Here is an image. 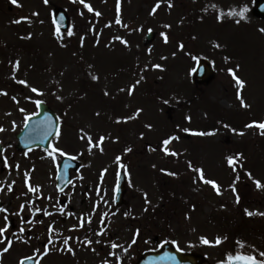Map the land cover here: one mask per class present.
Listing matches in <instances>:
<instances>
[{"label":"rangeland","instance_id":"rangeland-1","mask_svg":"<svg viewBox=\"0 0 264 264\" xmlns=\"http://www.w3.org/2000/svg\"><path fill=\"white\" fill-rule=\"evenodd\" d=\"M252 6L253 0H0V93H7L0 94V199L7 209L0 227L8 226L0 239L12 241L0 264H17L26 253L18 254V205L37 213L58 208L55 167L67 155L83 167L71 172L63 193L73 208L65 226L111 224L114 231L117 225L124 235L118 252L125 259L153 248V235L205 259L241 249L264 259V188L255 184H264V135L245 127L264 116V20L252 15ZM56 8L69 18L68 29L58 34L51 20ZM148 31L155 37L144 45ZM200 57L216 72L206 87L190 82ZM230 67L245 82L242 87ZM36 101L58 116V134L46 151L18 152L15 136L25 116L36 113ZM165 139L170 142L163 147ZM53 147L65 155H49ZM165 147L180 155H166ZM229 156L236 158L233 166ZM197 168L217 182L220 194L199 178ZM119 169L126 174V193L123 204L114 206L110 192ZM28 185L39 190L30 192ZM166 188L171 189L163 195ZM217 210L219 215H211ZM82 215L90 220L78 223ZM44 219L42 230L49 220ZM236 228L242 236L231 237ZM128 232L135 236L133 246L123 240ZM217 236L227 239L216 245Z\"/></svg>","mask_w":264,"mask_h":264},{"label":"flooded vegetation","instance_id":"flooded-vegetation-1","mask_svg":"<svg viewBox=\"0 0 264 264\" xmlns=\"http://www.w3.org/2000/svg\"><path fill=\"white\" fill-rule=\"evenodd\" d=\"M68 188H66V191ZM63 193L64 192H57L56 203L58 208H47L46 211L50 213L49 215H44V212L37 213L34 208L28 207L27 204L23 202L21 204L24 206L22 210L21 206L18 205V254H20L19 251L26 252L25 254L18 255V259L30 256L31 259H36L38 264H104L105 261H107L108 264H176L177 259H125L124 256L118 252V247H112L113 243L118 245L121 237H124L118 230L120 227L115 224H113L114 231L109 229L110 227L112 228L111 224H109V226L104 224L99 227H84L82 225L77 227H66L65 223L69 220L73 208L70 207L71 205H68L71 199L70 195L64 196ZM36 203H39L38 199L34 200L33 203L31 202L30 205ZM97 205L99 206V202L98 204L93 203V209H96ZM108 208L110 209V206ZM60 209H63V211L61 212ZM172 212L175 211L173 210ZM214 214L219 215L220 212H218V210L212 211L211 215L214 216ZM221 215L226 214L221 213ZM43 217H45L44 220L49 219L45 225L43 224L42 228L44 230H42L39 225V221L43 220ZM223 218H218V220L224 226L225 223L223 220L225 219ZM84 219H86V221L90 220L89 217L83 218L82 215L79 222L82 224ZM8 222L9 226H11L10 229H13L15 225L12 219ZM28 225H30V227L26 229ZM49 226H51V231L49 230ZM145 226V228H148V225ZM22 227L25 229L23 232L20 231ZM126 227L130 226L127 225ZM120 235L121 237H119ZM92 237L97 238L94 246H91L93 243ZM125 237H128V239L123 240L130 246H133V239H135L134 234L130 232L129 235L128 232ZM66 238L68 239L67 245L64 244ZM49 239H51V243H49ZM152 239L153 242H155V246L153 248L149 247L147 249L148 251H155L163 242L169 241L159 240L156 235H153ZM89 240L91 243H88ZM169 242L175 245L173 241L170 240ZM68 248H71L72 251L69 252ZM241 250L235 251L244 253ZM45 252L47 253L46 255ZM188 252L198 251L189 250ZM110 253H112V255H110ZM257 259L259 258L257 257ZM222 262L223 264H227V259H190V264H222Z\"/></svg>","mask_w":264,"mask_h":264},{"label":"water","instance_id":"water-1","mask_svg":"<svg viewBox=\"0 0 264 264\" xmlns=\"http://www.w3.org/2000/svg\"><path fill=\"white\" fill-rule=\"evenodd\" d=\"M252 13L259 18L264 19V0H255ZM53 20L55 25L59 29H66L68 27V18L63 10L57 9L54 13ZM154 38V33L149 32L145 37L144 42H149ZM215 78L213 67L207 59L201 58L196 62L195 68L191 74V82L196 85L207 86ZM38 113L26 120L23 129L18 133V144L16 149L18 151L22 149H28L31 147L41 146L47 148L49 141L55 135L58 122L55 114L43 103L37 105ZM1 149V146H0ZM72 167L77 169L76 163L70 162L68 158H64L61 166L58 169L57 184L61 188L68 182V169ZM117 197L118 202L121 201L124 193V179L123 175L119 176L117 184ZM169 245L162 246L161 255L156 254H144L141 259H170L168 256H164L169 249ZM159 256V257H158ZM179 259H202L196 254H177ZM234 256V255H233ZM177 258V259H178Z\"/></svg>","mask_w":264,"mask_h":264},{"label":"snow or ice","instance_id":"snow-or-ice-1","mask_svg":"<svg viewBox=\"0 0 264 264\" xmlns=\"http://www.w3.org/2000/svg\"><path fill=\"white\" fill-rule=\"evenodd\" d=\"M11 2H12L13 4H17V0H11ZM44 2H45V4H47V3L49 2V0H44ZM80 2H81V3H84V0H80ZM88 7H89V11H92L91 7H90V6H88ZM158 7H159V4L156 5V8H158ZM156 8H153V10H152L153 13L156 11ZM117 11H119V6L117 7ZM246 11H247L246 8H245V9H242L241 12L239 13V15L242 17V16L244 15V12H246ZM230 14H231V13H230ZM96 15L99 16L100 13L97 12ZM217 19H222V17H217ZM15 22H16V23H19L20 21L17 20V21H15ZM116 22H117V23H120L119 17H117V21H116ZM237 23H239V21H237ZM261 31H264V29H261ZM57 34H58V30H57ZM71 34H72L71 31H69V35H71ZM162 35H164V34L162 33ZM117 39H120V38L117 37ZM164 39H165V42H167V39H168V38H167L166 35H164ZM125 43H126V42H125ZM180 47L183 48L184 45L181 44ZM216 47H219V45H216ZM18 66H19V61L16 62L15 67H18ZM154 67L159 68V67H161V66H160V65H154ZM228 71H229V74L233 76V78H234V80H235L237 86H238V87H242V86L244 85L245 82H244L243 80L239 79V78L236 76L235 72H234L232 69H229ZM93 79H97V77L94 76ZM20 83L24 84V83H26V82H25V81H20ZM136 83L138 84L139 81H137ZM134 88H135V85H133L132 88L129 89V94H132V91H133ZM31 91L34 92V93H36V92H38L39 90H38L37 88L33 87V88L31 89ZM0 94L7 95V93H0ZM106 94H107V93H106ZM237 97H238V99L240 98L239 91H238V93H237ZM13 99L15 100L16 98L13 97ZM36 103L39 104L40 101H36ZM241 105L244 106V107H247V106H248V105H246V104L244 103L243 99H241ZM20 111H21V112H24V109H20ZM139 111H140V110H137V112H139ZM27 119H28V116L26 115V116H25V120H27ZM188 119H190V117H188ZM253 126H255V127H257L258 129H260V130H261V135H264V121H262V122H255V121H254V122H252V123H250V124H247L245 127L252 128ZM147 127L151 128V125H147ZM0 131H3V128H0ZM184 131H188V129H184ZM57 134H58V133H57ZM197 134H198V135H207L208 133H197ZM240 134L243 135V133H240ZM82 138H83V137H82ZM103 140H104V137H100V142H102ZM169 142H170V141H169L168 139H165V140L163 141V144H164V145H168ZM89 143H90V144L92 143L90 137H89ZM97 146H98V145H97ZM101 150H103V149H101ZM130 150H131V149H126V151H130ZM164 151H165V154H166V155H167V154H172V155H175V154H176V153H174V152H173V153H169V149H168L167 147H165ZM53 152H59L61 155H65V153L63 152V150L58 149V148H55V147L52 148V152H50L49 155H52ZM238 155H239V154H238ZM234 159H236V158H235V157H232V156L227 157V162H228V164H229L230 166H233V161H234ZM116 160L119 161V160H120V157L117 156V157H116ZM17 167H19V166L17 165ZM189 167L191 168L192 165L189 164ZM194 171L197 172V173H199V178H200L205 184L211 185V186L217 191V194H220V189H219V186H218V184H217L216 181H213V180H211V179H205V178H204V174H203V170H202V169H198V168H197V169H194ZM169 174H170V175H175V173H169ZM249 175H250V174H249ZM25 177H26V179H25V183L27 184V177H28V174H27V173H25ZM13 183H14V182H13ZM255 184H256V187H257L258 189H259V188H264V184H262L259 180H256V181H255ZM28 190H29L30 192H36V191H38L39 189H38V186H35V187H34V186H31V185H28ZM8 191H12V186H11V185H8ZM233 191H235L234 186H233ZM237 202H239V196H237ZM23 207H24V206L21 205V210L23 209ZM6 211H7L6 208H0V212H6ZM38 211H39V210H38ZM60 211L62 212L63 209H60ZM245 212H246V214L249 215V216L253 215V213L250 212V211H248L247 209H245ZM49 214H50V213H48L47 211L44 212V215H49ZM125 215H127V213H125ZM260 215H264V213H260ZM4 219H5V221H7V219H8L7 216H5ZM7 229H8L7 224H5L4 227H0V237H2V236L4 235V233L7 231ZM24 230H25V229H24L23 227L20 228V231H21V232H23ZM49 230H50V231L52 230V229H51V226H49ZM222 239H227V238H226V237L221 238V237L217 236L216 239H215V241H214V243H215L216 245H219V244L222 243ZM201 242L204 243V244H209V243H211L207 238H204V237L201 238ZM4 243H6L7 246H6V247H3L2 249H0V252H8L9 249L11 248V246H12V241H11V240L4 241V240L0 239V244H4ZM49 243H51V239H49ZM88 243H91V241H88ZM133 243H135V239H133ZM238 243H239V242H238ZM64 244H65V245L68 244V239H67V238L64 240ZM112 247H113V248H116V247H118V245L115 244V243H113V244H112ZM37 251H39V250H37ZM68 251L71 252L72 249H71V248H68ZM46 254H47V253L45 252V255H46ZM110 255H112V253H110ZM259 256H260V257H264V251L259 252ZM117 259H119V258H117ZM28 260H31V257H30V256L23 257V258H21V259L19 260L18 264H25V262L28 261ZM104 264H108V262L105 261ZM222 264H223V262H222ZM227 264H264V259H257V257H256L255 255H246V254H242V253H237V254L234 255V256H233V255H229V256H228V258H227Z\"/></svg>","mask_w":264,"mask_h":264},{"label":"trees","instance_id":"trees-1","mask_svg":"<svg viewBox=\"0 0 264 264\" xmlns=\"http://www.w3.org/2000/svg\"><path fill=\"white\" fill-rule=\"evenodd\" d=\"M224 53H225V52H224ZM226 54H227V53H225V55H226ZM226 56L230 59V55L227 54ZM235 56H237V55H235ZM231 59H232V58H231ZM235 59H236V58H235Z\"/></svg>","mask_w":264,"mask_h":264}]
</instances>
